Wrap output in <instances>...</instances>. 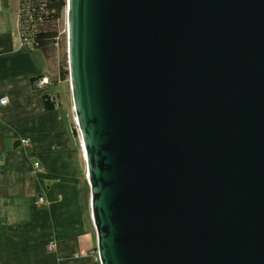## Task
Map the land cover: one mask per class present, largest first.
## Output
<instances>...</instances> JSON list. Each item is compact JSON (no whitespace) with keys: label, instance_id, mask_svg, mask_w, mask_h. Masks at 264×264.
Listing matches in <instances>:
<instances>
[{"label":"water","instance_id":"water-1","mask_svg":"<svg viewBox=\"0 0 264 264\" xmlns=\"http://www.w3.org/2000/svg\"><path fill=\"white\" fill-rule=\"evenodd\" d=\"M101 264H264V0H67Z\"/></svg>","mask_w":264,"mask_h":264},{"label":"crops","instance_id":"crops-1","mask_svg":"<svg viewBox=\"0 0 264 264\" xmlns=\"http://www.w3.org/2000/svg\"><path fill=\"white\" fill-rule=\"evenodd\" d=\"M19 2L0 0V264H101L75 113L52 88L67 81L58 57L22 41ZM41 76L51 80L43 90L32 84ZM45 95L57 96L54 108Z\"/></svg>","mask_w":264,"mask_h":264},{"label":"trees","instance_id":"trees-1","mask_svg":"<svg viewBox=\"0 0 264 264\" xmlns=\"http://www.w3.org/2000/svg\"><path fill=\"white\" fill-rule=\"evenodd\" d=\"M66 8L67 0H21L19 2L20 30L26 45L41 51L46 57L59 58L62 38L60 24L65 19ZM59 61L58 81L68 82V58L62 56ZM42 77L34 78L32 84H36V81ZM57 99V96L45 95L46 109L54 108L58 102Z\"/></svg>","mask_w":264,"mask_h":264},{"label":"rangeland","instance_id":"rangeland-1","mask_svg":"<svg viewBox=\"0 0 264 264\" xmlns=\"http://www.w3.org/2000/svg\"><path fill=\"white\" fill-rule=\"evenodd\" d=\"M60 29L62 31V38H61V44H60L61 52H60L59 60H61L62 56L63 57L66 56L67 57L66 15H65V19L60 24ZM68 83H69V81L67 83H64V84H55V85L52 86V88H53L54 91H56L55 93H57V95L58 94L60 95V100L65 105H69L70 106V104H72L71 106L73 108L71 88H70V84H68ZM74 124H75V120H74ZM74 131H75V134L77 136H79V132L77 130L76 124L74 126Z\"/></svg>","mask_w":264,"mask_h":264},{"label":"built area","instance_id":"built-area-1","mask_svg":"<svg viewBox=\"0 0 264 264\" xmlns=\"http://www.w3.org/2000/svg\"><path fill=\"white\" fill-rule=\"evenodd\" d=\"M18 14H19V29H20L21 17H20V12L19 11H18ZM20 34H21V30H20ZM21 38H22V41H23L22 34H21ZM24 44L26 45L25 42H24ZM50 84H51L50 78L48 76H43L41 79L36 81L35 88L39 89V90H43ZM8 104H9V101H8L7 98H3V99L0 100V105L1 106H7ZM22 144L25 145L26 147H29V140H27V139L23 140ZM40 169H41V166H40L39 163L34 165L35 172L39 171ZM45 202H46V200H45L44 197H40L39 200H38V204L39 205H43ZM54 249H55V245L54 244H50L49 247H48V250L51 251V250H54Z\"/></svg>","mask_w":264,"mask_h":264}]
</instances>
